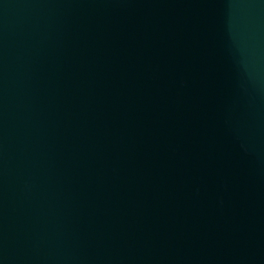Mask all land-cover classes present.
<instances>
[{"label": "water", "instance_id": "water-1", "mask_svg": "<svg viewBox=\"0 0 264 264\" xmlns=\"http://www.w3.org/2000/svg\"><path fill=\"white\" fill-rule=\"evenodd\" d=\"M264 115V0H0V264H57Z\"/></svg>", "mask_w": 264, "mask_h": 264}]
</instances>
